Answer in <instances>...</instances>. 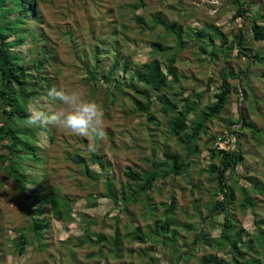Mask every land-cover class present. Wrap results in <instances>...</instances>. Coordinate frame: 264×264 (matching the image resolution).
Wrapping results in <instances>:
<instances>
[{
    "label": "rangeland",
    "instance_id": "rangeland-1",
    "mask_svg": "<svg viewBox=\"0 0 264 264\" xmlns=\"http://www.w3.org/2000/svg\"><path fill=\"white\" fill-rule=\"evenodd\" d=\"M141 1L143 6L133 9L132 6L138 3L137 0H83V3L80 0H40V15L43 27L46 29L42 30V27H39L40 29L35 28V30L43 32L45 37L41 43H47L48 48H52L55 53V62L47 67V75L57 88L78 89L85 94L86 98L95 100L103 106L105 135L102 139L93 141L90 137H78L51 126L44 132L37 133L36 146L39 149L37 153L43 159V165L40 168L33 165V172L28 175L30 184H27V189L32 190L31 184L35 186L41 182L46 185V193L50 188H55L63 198L73 201V221L58 222L52 219L49 229L45 230L40 242L41 245L46 244V246L41 249L38 248V243L33 238L34 235L29 234L24 253L18 254L14 250V238L24 227L27 228L29 214L33 213V209L29 211V206L25 201H23L25 206L23 205L22 208V203L18 198L19 190L5 179L6 173L0 169V244L2 245L0 264H146V262L185 264L186 258L183 256L185 252L190 251V247L194 251L191 252L190 260L186 264H196L203 255L217 254L211 242L209 246H205V249H202L201 245L191 246L196 232L202 225V222L194 216L195 211L196 214L198 213L197 210L194 211L195 199L200 200L198 207L202 217H205L207 208L212 204V194L215 190V184L211 182L206 171L209 164L208 139L212 136H227L228 122L233 121L230 125L231 129L239 128L240 125L234 122L240 114L247 118L248 124L255 125L262 136L264 135V66L252 64L246 58L238 57L236 44H233L230 50H226V56L225 53H218L212 60L209 54H201L199 44L194 39V32L207 27L206 33L221 32L225 39L235 42V34L240 31L248 52L252 54L254 51H264V41L255 42L251 38L250 13L245 12V17L231 20L236 11L237 2H242L250 8L252 14H260L259 24L264 25V0ZM156 14H159L167 24L180 25L183 37L187 41L186 47L178 54L172 66L176 72L177 81L175 83L169 77L160 96L172 101L180 92H183L184 96L190 90L201 94L203 100L199 102L195 116L191 115V120L197 117V113L204 110L205 105L214 100L213 94L220 84V72L223 68L233 70L235 73L246 69L248 78L236 94L234 86L238 84V79L228 77L230 94L227 103L217 118L206 123V134L200 135L198 152L189 158L192 164L190 171L183 176H178L175 180L157 182L150 194L154 211L152 209L146 213L141 202L129 208L134 214V225L140 226L144 233L147 226L152 223L150 213H155L157 218H160L164 210L163 205L169 203L171 195H174L176 210L171 229L177 233L173 248L179 250V253L172 255L170 244L163 246L151 242L131 243L129 239L123 238L119 260L110 254L99 258V246L81 243L83 229L86 228L87 222L81 221L79 214L97 220L99 226L90 230L93 240L100 231L110 236L115 232L116 216L121 219L116 229L123 236L122 225L127 220V217L119 211V204L115 206L109 198L104 196L105 180L112 181L119 191L120 186L127 181L124 176L125 167L129 166L134 171L143 174L149 170L152 160L163 158L165 150L181 153L168 127V122L174 114L167 113L166 115L162 103L156 102L150 110L156 119L149 127L146 124L145 115L136 112L132 102L133 99L145 102L144 96L138 92L144 93L151 99L154 97V92L144 88L136 78L131 77V73L136 72L142 63L153 57H156L161 62V67L165 69L168 58L174 55L171 52L152 54V41L155 40L156 35L164 33L161 25L153 24V16ZM136 16L143 20L145 30L142 35L134 22ZM125 27L127 31L124 30ZM66 31L72 33L73 37L65 35ZM118 34L124 35L120 37ZM123 38L126 39L125 44ZM163 42L164 45H174L172 39ZM114 43L115 47L112 46ZM213 44L219 45L220 40L214 37ZM95 47L101 50L102 48L109 49L108 54L102 50L100 55L99 67L102 73L113 66L115 55L120 64L125 58L130 60L131 67L126 73L122 72L119 63L116 64V78L122 85H129L132 88L123 89L126 95L117 94L112 101L103 83L102 87L100 84L97 85L92 95L85 86L82 79L84 73L81 61H87L89 70H91L94 67L91 53ZM16 50H21L25 55L29 54L27 49L19 47ZM242 90H246L245 100H242ZM249 91L253 92L257 98L256 112H254V107H250L252 93H247ZM192 98L196 100L195 96ZM46 132L52 135L51 141L45 135ZM150 132L156 136L158 147L155 150L152 149L151 139L146 137ZM238 133L244 159L238 168L239 177L229 180L231 186L234 181L237 183L235 199L233 205L230 206V212L236 225L244 230L243 239H252L255 251L259 253L257 259L264 264L263 252L258 249L259 245L255 238L257 221L263 222L261 228L264 230V194L256 192L252 183V181H257L258 186L264 183V139L261 137L260 143L255 142L248 126L239 129ZM90 142H94L97 146L96 161L103 162L105 166L103 172L91 160L92 152L88 151ZM2 145L3 142L0 143V156L4 155ZM66 153L69 155L78 153L83 156L89 162L90 169L96 172L100 179L93 181L84 176L73 160L70 157L69 160L66 158ZM190 180L191 184L187 183ZM192 185L197 188H192ZM242 187L245 189L243 192L240 190ZM191 189L193 194H190ZM33 192L29 191L27 194L30 196ZM88 195L97 198L96 206H92L86 200ZM216 198L220 200L222 197L218 195ZM249 198L253 206H248L243 211L239 203L242 199ZM222 217L220 214L203 223L204 230L210 238L219 235ZM130 249L133 254L128 253ZM89 254L93 256L88 258ZM150 256L152 260L149 259Z\"/></svg>",
    "mask_w": 264,
    "mask_h": 264
},
{
    "label": "trees",
    "instance_id": "trees-1",
    "mask_svg": "<svg viewBox=\"0 0 264 264\" xmlns=\"http://www.w3.org/2000/svg\"><path fill=\"white\" fill-rule=\"evenodd\" d=\"M80 1L83 3V0ZM137 1L138 3L132 6L133 9L143 6L141 0ZM39 3L40 0H0V143L3 142L2 147L4 148V155L0 156V169L5 171V179L9 180L19 190L18 198L20 203H22V208L24 205L23 201H25L29 206V211L33 209V213L29 214L27 228L24 227L14 238V250L18 254H23L26 250L29 234L34 235L33 238L37 241L39 249L46 246V244L41 245L40 242L45 234V230L49 229L52 219L58 222L73 221V201L68 198H63L57 189L50 188L48 193H46V185L41 184V182L35 186L30 185V187H33L32 190L34 192L31 188L27 189V184H30L28 175L30 172H33V165L38 168L43 165V159L37 153L39 149L36 146V135L38 132H44L46 130L27 125V106L34 98L46 101L47 91L52 87H57L47 75V67L55 62V53L52 48H48L47 43H41V40L45 37L43 32L41 33V31L35 30V28L40 29L41 27L42 30L46 29V27H43ZM245 12L251 15L249 21L252 40L255 42H263L264 25L259 24L260 14H252L250 8L245 3L237 2L236 11L231 20L234 21L237 18L245 17ZM134 22L142 35L145 30L142 18L136 16ZM153 24L161 25L164 28V33L162 35H156L155 40L152 41V54H169L171 52L174 55L168 58V64L165 69L161 67V62L156 57H153L147 62L142 63L136 72L131 73V77L136 78L138 83H141L144 88L154 92L153 99L142 92H138L144 96L145 102L134 99L132 102L135 106V111L145 115L146 124L149 127L156 119L150 113L151 107L156 102L162 103L166 115L167 113L174 114L168 122V127L170 135L175 139L181 153L165 150L163 158L161 160H152L149 165V170L143 172V174L134 171L129 166L125 167L124 176L127 181L120 186L119 191L114 187L112 181L105 180L106 192L104 196L109 198L115 206L119 204L118 209L127 217V220L122 225L124 230L123 236L116 229L121 223V219L116 216L115 232L110 236L100 231L96 235V239L93 240L90 230L93 227L99 226L97 220H92L84 214H79V219L87 222L86 228L83 229L84 234L81 243L99 246V258L110 254L113 258L119 260L121 257L123 238L129 239L131 243L138 242L146 244L147 242H151L152 244H162L163 246L170 244L172 247V255L179 253V250L173 248L177 239V233L171 229L176 210V199L174 195H171L169 203L163 205L164 210L160 218H157L155 213H150L152 214V223L147 226V230L144 233L140 226L134 225V214L129 208L141 202L146 213H149L147 211H152L154 207L152 206L153 200L150 194L157 182L168 179L175 180L178 176H183L190 171L192 164L189 158L198 152V141L202 133L206 134V123L211 119L217 118L227 103L230 94L228 77L238 79V84L234 86L236 94L239 93V89L241 90L245 84L244 82L248 78L246 69L235 73L233 70L223 68L220 72V84L213 94L214 100L208 105H205L204 110L197 113V117L191 120V115L195 116L199 102L203 100L201 94H196L195 90H190L184 96V93L180 92L178 95H175L174 101H170L166 97L161 98L160 96V93H163L167 85L169 77L175 83L177 81V77L175 76L176 72L172 69V66L178 54L187 45V41L183 37V30L176 23L167 24L159 14L153 16ZM126 29L127 27L124 28V30ZM206 30L207 27L203 30L197 29L194 32V39L199 44L201 54H209L210 59L213 60L214 56L218 53H225L226 56L227 51L232 48L233 44H236L238 46V57H244L252 64L264 66V51H254L252 54L248 52L244 45L243 34L240 31L235 34V42H233L225 39L221 32L208 34ZM64 33L65 35L73 37L72 33L68 31ZM118 35L123 36L124 34ZM214 37L220 40V44L217 46L213 44ZM169 39H172L173 46L163 44V41L166 42ZM73 42L75 43V41ZM123 42L124 44L126 43L125 38H123ZM113 45L115 47V43ZM19 47L21 49H27L29 56L27 54L25 55L21 50H16ZM92 50L91 54L94 59V67L89 70L88 62L81 61L83 66L82 71L84 73L82 79L91 95L94 93L98 84L102 87V83L106 86L108 91L107 95L111 97L112 101L117 94L126 95L127 93L123 89L130 90L132 88L129 85H122L119 79L116 78V64L119 63L117 56L115 55L114 57L115 61L113 66L102 73L99 67L100 55L102 50L108 54L109 49L102 48L101 50L95 47ZM77 59L79 60L78 57ZM124 60V62L122 61L119 64L122 72L126 73L131 67V62L128 58ZM251 93L252 102L249 104L250 107H254V112H256L257 98L253 92ZM242 94V100H245L247 97L246 90H242ZM193 96H195L196 100H193ZM192 100L193 103L191 104ZM240 112H242L241 108ZM235 121L234 123L240 125L239 128H230L233 121L228 122L227 126L228 135L233 134L237 138L235 149L225 151L217 148L216 142L218 139L224 140L226 136H212L208 139L207 145H210L207 149L209 164L206 171L210 176L211 182L215 184V190L212 194L213 200L211 206L206 207L205 217H202L198 207L200 200L195 199L194 211L197 210L198 213L196 214L195 211L194 216L202 222V225L196 232L191 246L201 245V248L205 249V246H209V242H211L217 254L203 255L196 264H261L257 259L259 253L255 251L256 249L254 248L252 239H243L244 230L236 225L231 216L230 206L234 203L235 186H237V183L234 181L231 186L229 180L239 177L238 168L244 159L240 148L239 129L248 126L252 139L257 143H260L261 137L264 139V135L262 136V133L255 125L248 124L247 118L241 114ZM45 135L49 141L52 140V135L49 132H46ZM146 137L151 139L152 149L155 150L158 147L155 134L150 132ZM66 155L68 160L70 157L74 164L81 169L84 176L93 181L100 179L97 173L90 169L89 162L83 156H80L78 153H73L72 155L66 153ZM97 157V152L91 153V160L103 172L105 166H103V162L96 161ZM187 183L191 184V180ZM252 183L254 184L256 192L264 194V183L259 186L257 181H252ZM192 188L195 189L197 186L192 185ZM240 190L243 192L245 189L242 187ZM29 191L33 192L30 196L27 194ZM190 194H193L192 189L190 190ZM218 195L222 197L220 200L216 198ZM96 199L92 195H88L86 198L92 206H96ZM239 206L245 211L248 206H253V203L250 198L242 199ZM220 214L223 216V219L219 235L215 238H210L209 234L204 230L203 223L207 219L214 218ZM255 224V238L259 245L258 249L263 252L264 256V230L261 228L263 222L257 221ZM185 226L189 228L188 225ZM189 249L190 251L185 252L183 256L186 258L185 264L190 260L191 252L194 251L192 247ZM128 253L133 254V251L130 249ZM92 256V254H89L88 258ZM149 259L152 260V257L150 256ZM146 264L150 263L146 262Z\"/></svg>",
    "mask_w": 264,
    "mask_h": 264
},
{
    "label": "clouds",
    "instance_id": "clouds-1",
    "mask_svg": "<svg viewBox=\"0 0 264 264\" xmlns=\"http://www.w3.org/2000/svg\"><path fill=\"white\" fill-rule=\"evenodd\" d=\"M47 100L34 98L27 106V125L47 129L50 126L63 129L72 135L102 139L105 135L103 106L86 98L78 89L52 87L46 93ZM58 104L59 106H54ZM89 152H96L94 142L88 144Z\"/></svg>",
    "mask_w": 264,
    "mask_h": 264
},
{
    "label": "built area",
    "instance_id": "built-area-1",
    "mask_svg": "<svg viewBox=\"0 0 264 264\" xmlns=\"http://www.w3.org/2000/svg\"><path fill=\"white\" fill-rule=\"evenodd\" d=\"M237 143V138L235 135H227L224 140L218 139L216 142L217 148L219 150H228V149H233Z\"/></svg>",
    "mask_w": 264,
    "mask_h": 264
}]
</instances>
